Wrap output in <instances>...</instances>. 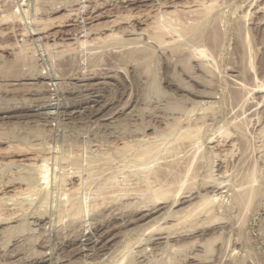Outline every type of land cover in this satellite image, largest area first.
<instances>
[{"label":"rangeland","instance_id":"374dc122","mask_svg":"<svg viewBox=\"0 0 264 264\" xmlns=\"http://www.w3.org/2000/svg\"><path fill=\"white\" fill-rule=\"evenodd\" d=\"M263 9L264 0H0V16L11 20L0 22V264H264ZM152 30L165 33L164 41ZM209 135L222 136L223 145L211 149ZM175 141L177 152L184 142L198 145L176 153L184 162L173 154ZM34 151L38 166L27 161ZM169 154L182 162L170 174H196L179 198L158 195L154 179L149 188L139 176L161 167L169 175ZM253 157L260 177L254 173L257 189L247 195L238 187ZM32 172L43 189L25 193L21 183ZM79 179L81 190L70 192ZM116 181L118 196L110 194ZM209 181L220 183L210 195L203 190ZM94 185L98 196L108 187L100 192L109 197L90 193Z\"/></svg>","mask_w":264,"mask_h":264},{"label":"bare ground","instance_id":"6f19581e","mask_svg":"<svg viewBox=\"0 0 264 264\" xmlns=\"http://www.w3.org/2000/svg\"><path fill=\"white\" fill-rule=\"evenodd\" d=\"M212 1H213V0H212ZM199 3H200V2H199ZM206 3H207V2H206ZM209 3H210V1H209ZM211 3H212V2H211ZM253 3H254V2H253ZM191 4H192V3H191ZM213 4H214V3H213ZM214 5H215V4H214ZM186 6H187V5H186ZM191 6H192V5H191ZM212 6H213V5H211V7H212ZM256 6H257V5H256ZM260 6H261V5H258V7H257L258 10H260V9H259ZM204 7H206V8L208 7L207 11H209V13H210L211 10H210L209 6H208L207 4H205ZM204 7H201L200 9L202 10V8H203L204 11H205V13H207V11L205 10L206 8H204ZM213 8H214V7H213ZM200 9H199V10H200ZM191 10H193V9H191ZM191 10H190V11H191ZM196 10L198 11V9H196ZM196 10L194 11L195 13H196ZM263 10H264V9H263ZM202 11H203V10H202ZM24 12H25V11H24ZM256 12H258V11H256ZM2 13H3V12H2ZM200 13H202V12L200 11ZM205 13L203 12L202 14H205ZM209 13H208V15H209ZM15 14H16V13H15ZM217 14H218V13H217ZM2 16H3V14H2ZM7 16H8V15H7ZM15 16H16V15H13V16H12V14H11V17L14 18ZM34 16H35V15H34ZM202 16H203V15H202ZM0 17H1V16H0ZM196 17H197V15H196ZM204 17H205V15H204ZM214 17H215V16H214ZM8 18H9V17H8ZM8 18L6 17V14H5V17H1V18H0V22H3V21H5V20L7 19L8 21H5V22H4V23H7V22H9V20H10V19H8ZM13 18H12V19H13ZM21 19H22V18H21ZM36 19H37V18H36ZM199 19H200V18H199ZM34 20H35V19H34ZM37 20H38V19H37ZM39 20L41 21V19H39ZM204 20H205V19H204ZM10 21H11V20H10ZM35 22H36V25H38V24H37V21H35ZM38 22H39V21H38ZM41 22H42V21H41ZM43 22H44V21H43ZM47 22H48V21H47ZM167 22H168V21H167ZM204 22H205V21H204ZM12 23H13V22H12ZM26 23H27V22H26ZM29 23H30V22H29ZM44 23H45V22H44ZM157 23H158V22H157ZM161 23H162V22H161ZM40 24H41V23L39 22V25H40ZM17 25H18V24H17ZM34 25H35V24H34ZM42 25H45V24H42ZM42 25H40L41 27H40V26H39V27L36 26V29H35V30H36V31H37V30H38V31H40V30H44L45 28H44ZM155 25H156V27H155L156 30H159L160 28H162V27H160L159 25L163 26L162 24H159V25L154 24V26H155ZM169 26H171V25H169ZM172 26H173V25H172ZM12 27H13V26H12ZM42 27H43L44 29H42ZM158 27H160V28H158ZM174 27H177V26H174ZM179 27H180V26H179ZM181 27H182V26H181ZM183 27H184V26H183ZM187 27H188V26H187ZM187 27H186V28H187ZM202 27H203V26H202ZM31 28H32V27H31ZM39 28H40V29H39ZM167 28H169V27H167ZM167 28H165V29L167 30ZM170 28H171V27H170ZM12 29H13V28H12ZM171 29H172V28H171ZM174 29H175V28H174ZM174 29H173V30H174ZM178 29H180V28H178ZM160 30H161V29H160ZM162 30L164 31L163 28H162ZM181 30H183V29H181ZM184 30H185V29H184ZM186 30H187V29H186ZM10 31H11V30H10ZM14 31H15V30H14ZM19 31H20V30H19ZM27 31H28V30H27ZM36 31H35V32H36ZM152 31H153V30H152ZM176 31H178V30H176ZM4 32H6V31H3V29H2V30L0 31V35H1V36L5 35L6 33H4ZM40 32H41V31H40ZM165 32L168 33L167 31H165ZM172 32H173V31H172ZM183 32H184V31H183ZM18 33H19V32H18ZM82 33H83V32H82ZM152 33H154V31H153ZM158 33H159V32H158ZM158 33H157V31H156L154 34H151V36H153V39H155V40L157 39V40L159 41V43H160V40L162 41V40L164 39V38H163L164 35L166 36V34L163 33V32L161 31V34H162V36H163V37H161L160 33H159V34H158ZM173 33H174V32H173ZM178 33H180V31H179ZM7 34H8V33H7ZM29 34H30V33H29ZM31 34H32V33H31ZM49 34H50V33H49ZM168 35H169V34H168ZM170 35H171V34H170ZM54 36H55V34H54ZM148 37H149V36H148ZM160 37H161V38H160ZM24 38H25V37H24ZM49 38H50V37H49ZM162 38H163V39H162ZM76 39H77V38H76ZM28 40H29V39H28ZM155 40H154V41H155ZM204 40H205V39H204ZM26 41H27V40H26ZM163 41H164V40H163ZM156 42H157V41H156ZM165 42H166V41H165ZM16 43H17V42H16ZM26 43H27V42H26ZM26 43H25V45L28 44V43H27V44H26ZM30 43H31V42H30ZM35 43H36V42H35ZM4 44H5V43H4ZM12 44H13V43H12ZM18 44H19V43H18ZM5 45H6V44H5ZM5 45H3V46L0 45V48L4 47ZM25 45H24V46H25ZM46 45H47V44H46ZM7 47H8V46H7ZM9 47H10V46H9ZM21 47H22V46H21ZM3 49H4V48H3ZM13 64H14V63H13ZM18 64H19V63H18ZM10 67H11V66H10ZM31 70H32V69H31ZM34 72H35V70H34ZM38 72H39V71H38ZM25 75H26V74H25ZM32 75H33V74H32ZM30 76H31V75H30ZM36 78H37V77H36ZM44 78H45V77H44ZM0 85H1V84H0ZM0 87H1V86H0ZM2 89H3V88H2ZM133 89H134V88H133ZM114 96H115V95H114ZM0 104H1V103H0ZM3 106H4V104H3ZM9 107H10V106H9ZM21 108H22V107H21ZM123 108H124V107H123ZM0 109H1V108H0ZM5 111H6V110H5ZM203 112H204V111H203ZM205 112H206V111H205ZM200 115H201V114H200ZM5 116H6V115H5ZM198 117H199V116H198ZM196 118H197V117H196ZM200 119H201V118H199L198 120H200ZM203 119H204V118H203ZM257 119H258V118H257ZM201 120H202V119H201ZM191 121H192V120H191ZM226 122H227V121H226ZM198 123H199V122H198ZM200 123H201V122H200ZM258 123H259V122H258ZM196 124H197V123H196ZM192 125H193V124H192ZM199 125H200V124H199ZM186 126H187V125H186ZM193 126H195V125H193ZM197 126H198V125H197ZM223 126H224V125H223ZM223 126H222V127H223ZM261 126H262V125H261ZM183 127H184V126H183ZM263 127H264V126H263ZM144 128H145V127H144ZM195 128L197 129V127H195ZM199 128H200V126L198 127V129H199ZM261 128H262V127H261ZM185 129H187V128H185ZM198 129H197V130H198ZM223 129H224V128H223ZM226 129H227V128H226ZM262 129H263V128H262ZM191 130H192V127H191ZM193 130H195V129H193ZM216 130H217V129H216ZM134 131H135V130H134ZM182 131H183V130H182ZM182 131H181V133H182ZM185 131H187V130H185ZM195 131H196V130H195ZM221 131H222V129L220 130V132H221ZM223 131H224V133L227 132V131L225 132V130H223ZM140 132H141V130H140ZM190 132H191V131H190ZM190 132L188 131L187 134L184 133V134H185L184 137H186V139H187V138L189 139V137H191V136H189ZM196 132H197V131H196ZM196 132H195V133H196ZM214 132H215V131H214ZM229 132H230V131H229ZM229 132H228V133H229ZM126 133H127V132H126ZM137 133H138V132H137ZM188 133H189V134H188ZM191 133L193 134L194 132H191ZM215 133H216V132H215ZM218 133H219V132H218ZM128 134H129V133H128ZM178 134H179V133H178ZM178 134H177V135H178ZM197 134H198V133H196L195 137H197V136L199 135V134H198V135H197ZM221 134H222V133H221ZM229 134H230V133H229ZM229 134H227V135H229ZM259 134H260V133H259ZM130 135H131V134H130ZM143 135H144V134H143ZM179 135H180V134H179ZM179 135L176 137L177 139H178ZM181 135H183V134H181ZM213 135H214V134H213ZM225 135H226V134H225ZM227 135H226V137H228ZM137 136H138V135H137ZM209 136H210V135H209ZM211 136H212V135H211ZM211 136H210V137H211ZM216 136H217V135H216ZM220 136H221V135H220ZM220 136H219V137H220ZM229 136H230V135H229ZM231 136H232V135H231ZM256 136H257V135H256ZM260 136H261V134H260ZM141 137H142V136H141ZM148 137H149V136H148ZM184 137L182 136V141L185 140ZM221 137H222V136H221ZM221 137H220V139H221ZM257 137H259V136H257ZM262 137H263V136H262ZM2 138H3V137H2ZM112 138H113V137H112ZM124 138H125V137H124ZM138 138H139V140L141 139L140 137H138ZM150 138H151V137H150ZM179 138H180V137H179ZM183 138H184V139H183ZM192 138H194V137L192 136ZM208 138H209V137H208ZM208 138H207V139H208ZM213 138H214L213 136H212V138H209V139H210V143H213V142H214V143H213L214 145L212 146L211 149H214V147L217 148V147L220 146V145L222 144V142H223V141L220 140L219 138H217V139H216V138L213 139ZM230 138H231V137H230ZM5 139H6V138H5ZM13 139H14V138H13ZM16 139H17V138H16ZM127 139H128V138H127ZM144 139H145L144 141H147L145 137H144ZM197 139H199V137H197ZM197 139H196V140H197ZM209 139H208V140H209ZM227 139H228V138H227ZM260 139H262V138H260ZM120 140H121V139H120ZM141 140H142V139H141ZM141 140H140V142H142ZM175 140H176V139H175ZM190 140L193 141L194 139H193V140L190 139ZM190 140H189V141H190ZM196 140H194L193 143H194V142H195V143H199V142H197V141H199V140H197V141H196ZM232 140H233V139H232ZM108 141H109V140H108ZM124 141H125V140H124ZM124 141H123V142H124ZM180 141H181V138H180ZM180 141H179V143H180ZM200 141H201V140H200ZM253 141H254V140H253ZM253 141H252V142H253ZM261 141H262V140H261ZM261 141H260V144H261ZM137 142H138V141H137ZM140 142H139V143H140ZM157 142H158V141H157ZM175 142H176V141H175ZM175 142H173V143H175ZM252 142H251V143H252ZM255 142H256V141H255ZM9 143H11V142H9ZM21 143H22V142H21ZM23 143H24V142H23ZM36 143H37V142H36ZM125 143H126V142H125ZM128 143H130V142H128ZM152 143H153V142H152ZM152 143L150 142V145H151ZM181 143L183 144V142H181ZM184 143L186 144V142H184ZM187 143H188V142H187ZM190 143H191V142H190ZM190 143H189L188 145H187V144H186V145L183 144V145H184V146H183L184 148H183V149L180 148L181 151L185 149V150L183 151V152H185L186 149H187L185 146L188 147V146L190 145ZM208 143H209V142H208ZM223 143H224V142H223ZM234 143H235V142H234ZM234 143L232 142V143H230V145H233ZM25 144H26V143H25ZM25 144H24V145H25ZM133 144H134V143H133ZM176 144H177V148H176V146H175V148H176L175 151L178 149V145H179L177 142H176ZM182 144H180V146H182ZM256 144H257V142H256ZM258 144H259V143H258ZM9 145H10V144H9ZM16 145H17V144H16ZM30 145H31V144H30ZM125 145H126V144H125ZM146 145H147V144H146ZM156 145H157V144H156ZM191 145H193V144L191 143ZM194 145H195V144H194ZM194 145H193V146H194ZM197 145H198V144H197ZM197 145H195L194 148H196ZM200 145H201V144H200ZM222 145H223V144H222ZM224 145H225V144H224ZM250 145H251V144H250ZM22 146H23V145H22ZM115 146H117V145H115ZM126 146H127V145H126ZM126 146H125V147H126ZM140 146H141V145H140ZM148 146H149V145H148ZM173 146H174V145H173ZM173 146H172V147H173ZM180 146H179V147H180ZM193 146H190V147H192L191 149H193ZM225 146H226V145H225ZM225 146H224V147H225ZM233 146H234V145H233ZM235 146H236V145H235ZM235 146H234V147H235ZM13 147H14V146H13ZM13 147H12V148H13ZM35 147H36V145L34 146V148H35ZM96 147H97V146H96ZM143 147H145V146H143ZM172 147H170V148H172ZM251 147H252V146H251ZM253 147H254V146H253ZM20 148H21V147H20ZM23 148H24V147H23ZM23 148H22V149H23ZM26 148H27V146H26ZM102 148H103V147H102ZM117 148H118V147H117ZM225 148H227V147H225ZM248 148H249V146H248ZM248 148H247V149H248ZM258 148H259V147H258ZM260 148H261V147H260ZM262 148H263V147H262ZM10 149H11V148H10ZM15 149H16V148H15ZM18 149H19V148H18ZM28 149H29V148H28ZM71 149H72V148H71ZM93 149H94V148H93ZM118 149H119V148H118ZM148 149H149V148H148ZM167 149H168V148H167ZM222 149H223V148H222ZM256 149H257V148H256ZM13 150H14V149H13ZM31 150H33V149H31ZM34 150H35V149H34ZM38 150H39V149H38ZM42 150H43V149H42ZM42 150L40 149V152H41V153H42ZM120 150H121V149H120ZM154 150H155V148H154ZM168 150H169V149H168ZM168 150H167V151H168ZM173 150H174V147H173ZM187 150H188V149H187ZM189 150H190V149H189ZM189 150H188V151H189ZM238 150H239V149H238ZM259 150H261V149H259ZM66 151H67V150H66ZM74 151H75V150H74ZM92 151H93V150H92ZM100 151H101V150H100ZM102 151H104V150H102ZM106 151H107V150H106ZM116 151H117V149H116ZM135 151H136V150H135ZM170 151H172V150H170ZM175 151H174V152H175ZM181 151L178 150V152H181ZM192 151H194V150H192ZM192 151H189V152H192ZM251 151H252V150H251ZM253 151H254V150H253ZM31 152H33V151H31ZM31 152H30V153H31ZM37 152H38V151H37ZM70 152H71V151H70ZM172 152H173V151H172ZM172 152H171V154H172ZM174 152H173L174 156H176V155H178V154H182V153H178L177 151H176L175 153H174ZM189 152H186V154L189 153ZM215 152H217V151H215ZM215 152H213V153H215ZM225 152H226V151H225ZM248 152H249V151H248ZM257 152H258V151H257ZM3 153H4V152H3ZM34 153H35V151H34ZM168 153H169V151H168ZM176 153H178V154H176ZM223 153H224V152H222V154H223ZM226 153H227V152H226ZM35 154H36V153H35ZM38 154H40V153L38 152ZM38 154H36V155L31 154L30 158H29L27 161H29V163L31 162V163H34V164H35L36 162H32L31 160L36 161L35 158H36V156H37ZM43 154H45V152H44ZM67 154H68V153H67ZM122 154H123V153H122ZM136 154H137V152H136ZM136 154H135V152H134V157H135V158H136ZM147 154L149 155V153H148L147 150H145V151H141V152L139 151V154H137V157L142 159V158L145 157ZM151 154H152V153H151ZM158 154H159V153H158ZM165 154H167V152H165ZM171 154H169V157H170ZM173 154H172V155H173ZM175 154H176V155H175ZM189 154H190V153H189ZM216 154H217V153H216ZM251 154H252V153H251ZM262 154H263V153H262ZM46 155H48V154H46ZM55 155H56V154H55ZM55 155H54V156H55ZM132 155H133V154H132ZM132 155H131V156H132ZM224 155H225V154H224ZM224 155H223V157H224ZM247 155L249 156V154H247ZM252 155H253V154H252ZM258 155H259V154H258ZM39 156H40V155H39ZM39 156H37V157H39ZM41 156H42L43 158H41L40 161H45V160H46V159H44L45 156H43L42 154H41ZM50 156H51V155H50ZM62 156H63V155H62ZM72 156H73V155H72ZM79 156H81V155H79ZM163 156H164V155H163ZM180 156H181V157H183V156L185 157L184 153H183V155H180ZM190 156H191V155H190ZM190 156H189V157H190ZM215 156H216V155H215ZM217 156H219V153H218ZM217 156H216V157H217ZM227 156H228V155H227ZM253 156H254V155H253ZM55 157H57V156H55ZM83 157H84V156H81L82 159H83ZM147 157H148V156H147ZM164 157H165V156H164ZM167 157H168V156H167ZM178 157H179V155H178ZM181 157H179V158H181ZM184 157H183V158H184ZM249 157H250V156H249ZM39 158H40V157H39ZM61 158H66V157H61ZM71 158H72V157H71ZM79 158H80V157H79ZM79 158H78V159H79ZM135 158H134V159H135ZM154 158H155V157H154ZM162 158H163V157H161V159H162ZM165 158H166V157H165ZM186 158H187V155H186ZM225 158H226V157H225ZM37 159H38V158H37ZM42 159H43V160H42ZM54 159H55V158H54ZM75 159H76V158H75ZM85 159H86V158H85ZM128 159L131 160V158H128ZM143 159H144V158H143ZM167 159H168V158H167ZM170 159H171V160H170ZM170 159H168V162H166V160H165V162L168 164L167 167H170V168H171V169L169 170V175H170V176L168 175V172H166L165 169L163 170V167H161V169H159L160 171L157 170V171H153V172H151V170L148 169V170H149V175H150V172H151V175L153 176V178H152V176H150V177H151V178H150L149 175H146V174H148V172H147L148 170L145 168V165H144V167H140V168H142V169L144 168L142 171H144V170L146 169V170H147V171H146L147 173H144L145 171H144L143 173H142V171H139V172H140L139 174L142 173V175H144V176H141V175H139V174H136V176L139 175L140 178L142 177V179H143V178H146V179L143 180V182H142V181H141V182L144 183L143 185H145V183H147V184L150 183V184L148 185L149 188L151 187V182H149L150 179H151V181H153V179H154V182H155V183L157 184V186H158V188H157V186H156V188H157V190H158V191L156 190V192L158 193V195H159V194H160V195H161V194L163 195V194H167V193L171 192V193H172V196H175V195H176V197H178V196H177V195H178L177 193L180 192V190L182 191V189H185V191H186V188H187V187H186V188L183 187L184 184L186 183V180H188L189 177H191V178L194 177L196 174L191 175V174H193L195 171H192V173L190 172L191 174H189V175H191V176L188 175L189 177H188L187 179H186L185 177L182 178V176H181V175H182V174H181L182 171H181V170H176V171H175L176 173L173 172V173H174V174H173V173L171 172L172 174H170V171H171L172 169H174L173 166L176 165L175 162H180V163H182L178 158H176V159L179 160V161H174L175 158H172V157H170ZM181 159H182V158H181ZM219 159H220V158H219ZM248 159H250V158H248ZM261 159H262V158H261ZM47 160H49V159H47ZM151 160H152V159H151ZM169 160H170V161H169ZM182 160H183V159H182ZM215 160H216V158H215ZM222 160H223V159H222ZM251 160H252V159H251ZM38 161H39V160H38ZM55 161H56V160H55ZM58 161H59V160H58ZM60 161H62V160L60 159ZM66 161H68V160H66ZM77 161H78V160H76V162H77ZM85 161H86V160H85ZM85 161H84V163H85ZM135 161H136V160H135ZM148 161H149V160H148ZM155 161H156V163H157V160H155ZM183 161L185 162V159H184ZM247 161H248V160H247ZM253 161H254V157H253ZM253 161L250 162V163H253L252 166H254V165H258L257 162H256V164H255V161H254V162H253ZM45 162H47V161H45ZM49 162H50V161H49ZM74 162H75V161H74ZM125 162H126V161H125ZM125 162H124V163H125ZM165 162H164V163H165ZM186 162H187V161H186ZM259 162H260V161H259ZM259 162H258V163H259ZM37 163H38V162H37ZM39 163H41V162H39ZM43 163H44V162H43ZM63 163H64V162H63ZM80 163H82V162L80 161ZM127 163H128V162H127ZM131 163H132V162H131ZM153 163H154V162H153ZM153 163H151V164H153ZM164 163L161 164V166L163 165V166L165 167L166 164H164ZM173 163H174V164H173ZM180 163H179V164H180ZM248 163H249V162H248ZM263 163H264V162H263ZM73 164H74V163H73ZM82 164H83V163H82ZM125 164H126V163H125ZM125 164H124V165H125ZM145 164H146V163H145ZM151 164H150V166H151ZM177 164H178V163H177ZM179 164H178V165H179ZM209 164H210V163H209ZM220 164H221V163H220ZM29 165H30V164H29ZM31 165L33 166V164H31ZM35 165L38 166V164H35ZM64 165H65V164H64ZM147 165H148V164H147ZM172 165H173V166H172ZM247 165H248V164H247ZM250 165H251V164H250ZM73 166L75 167V166H77V165H73ZM78 166H79V163H78ZM127 166H128V165H127ZM137 166H138V165H137ZM140 166H141V165H140ZM180 166H181V164H180ZM180 166H179V167H180ZM252 166H251V168L249 169L250 171L248 170L249 167L247 168V172H246V174H247V175H246L247 183H241V184L239 183V187H238V188H240V189L243 188L244 193H246V191H247V195H248V194L251 195V194H252L251 192H252L253 190H254V192H255V190L257 189L256 187H255L256 189H254V183H253V182H255V181L258 179L257 177H258L259 175L256 174V171H257L256 168H255L256 166H254V167H252ZM61 167H62V166H61ZM65 167H66V166H65ZM100 167H102V166H100ZM109 167H111V168L108 169V167H107V168H105V170L108 169V170L113 171V170H112V167H113V166H109ZM138 167H139V166H138ZM147 167H148V166H147ZM172 167H173V168H172ZM175 167H177V165H176ZM179 167H178V169H179ZM190 167H191V166H190ZM194 167H195V166H194ZM215 167H216V166H215ZM218 167H219V166H218ZM258 167H259V166H258ZM114 168H115V167H113V169H114ZM126 168H127V167H126ZM126 168H125V169H126ZM131 168H132V167H131ZM131 168H129V169H131ZM140 168H139V169H140ZM151 168H152V167H151ZM158 168H159V167H158ZM254 168H255V171H253ZM98 169H99V171H101L100 168H98ZM101 169H102V168H101ZM127 169H128V168H127ZM129 169H128V170H129ZM135 169H136V167L134 168V170H135ZM137 169H138V168H137ZM166 169H167V168H166ZM168 169H169V168H168ZM251 169H252V170H251ZM34 170H35V169H34ZM38 170H39V169H38ZM95 170H96V171H94V172H97V169H95ZM115 170H116V169H115ZM128 170H127V171H128ZM134 170H133V171H134ZM161 170H163V171H161ZM193 170H195V169H193ZM197 170H198V169H197ZM213 170H214V169H212V171H213ZM258 170H259V169H258ZM30 171H31V170H30ZM71 171H72V170H71ZM99 171H98V172H99ZM103 171H104V170H103ZM106 171H107V170H106ZM111 171H110V172H111ZM119 171H120V170H119ZM164 171H165V172H164ZM167 171H168V170H167ZM173 171H174V170H173ZM208 171H209V170H208ZM210 171H211V170H210ZM248 171H249V172H248ZM28 172H29V171H28ZM28 172H27V173H28ZM35 172H36V171H35ZM39 172H40V171H39ZM89 172H90V171H89ZM114 172H115V171H114ZM114 172H111V173L114 174ZM121 172H122V170H121ZM121 172H120V173H121ZM183 172H184V171H183ZM187 172H189V170H188ZM187 172H185V173L187 174ZM199 172H200V171H199ZM225 172H227V171L225 170ZM29 173H30V172H29ZM32 173H33V172H32ZM37 173H38V172H37ZM37 173H36V174H37ZM46 173H47V171H46ZM46 173H45V171H43L41 174L38 173V174L42 175L41 178L43 179V183H45V182H44V181H45L44 179H46ZM74 173H75V172H74ZM79 173H80V172H76V174H79ZM91 173H92V172H91ZM101 173H102V171H101ZM107 173H108V172H107ZM111 173H110V175H111ZM128 173H129V172H128ZM211 173H212V172H211ZM254 173H255V175H257L256 177L254 176ZM257 173H258V171H257ZM23 174H24V173H23ZM30 174H31V173H30ZM81 174H82V173H80V175H78V177H80ZM103 174H105V172H103ZM115 174H116V173H115ZM123 174H124V173H123ZM123 174L121 173V175H123ZM223 174H226V173L223 172ZM33 175H34V176L29 175L30 177H29V176L27 177V176H25V175H24V176L27 177V178L29 179V178H31V177H35V173H33ZM64 175H65V174H64ZM92 175H94V174H92ZM101 175H102V174H101ZM106 175H107V174H105V176H106ZM125 175H127V174L125 173V174H124V177H125ZM132 175H133V173H132ZM171 175H172V177H171ZM208 175H209V173H208ZM22 176H23V175H22ZM67 176H68V175H67ZM89 176H90V175H89ZM94 176H95V175H94ZM96 176H97V178H98V174H97ZM102 176H103V175H102ZM105 176H104V177H105ZM108 176H109V174H108ZM129 176H131V175H129ZM139 176H138V177H139ZM173 176L176 177V178L172 180V178H174ZM217 176H218V175H217ZM261 176H262V175H261ZM36 177H37V176H36ZM36 177H35V178H36ZM39 177H40V176H39ZM39 177H38V178H39ZM65 177H66V176H65ZM68 177H69V176H68ZM83 177H87V173H86V176H83ZM99 177H101L100 174H99ZM104 177H101V178L103 179ZM115 177H116V176H115ZM124 177H123V178H124ZM138 177H137V178H138ZM147 177H148V178H147ZM169 177H171V178H169ZM254 177L256 178V180H254ZM259 177H260V176H259ZM27 178H26V179H27ZM62 178H63V177H62ZM90 178H91V177H90ZM93 178H94V177H93ZM93 178H92V179H93ZM101 178H100V179H101ZM107 178H108V177H107ZM109 178H110V177H109ZM112 178H113V175H112ZM126 178H127V177H126ZM126 178H124V179H126ZM131 178H132V177H131ZM140 178H138V179H140ZM168 178H169L170 180H168ZM191 178H189V180H190ZM220 178H221V177H220ZM13 179H14V178H13ZM86 179H87V178H85V180H86ZM98 179H99V178H98ZM100 179H99V181H100ZM118 179H120V178L118 177L117 180H118ZM147 179H149V181H148ZM192 179H193V178H192ZM192 179H191V180H192ZM7 180H8V179H7ZM20 180H21V179H20ZM23 180H24V179H23ZM33 180H34V179H33ZM33 180H32V178H31V182H29V181L25 182V181H24V182L21 183V184H23V185L26 186V187H24V190L26 189V190L24 191L25 193H26V192H32V191H35L36 189L39 190V187H40V185H41L42 183H41V182H38V183H37V181H35V180H34V182H33ZM37 180H38V179H37ZM64 180H65V179H64ZM85 180L82 179V182H81L82 185H81V183H80V179H79V180H78L79 183L77 182V185L75 184V186H70V187H69L70 192H72V191H74V190H77V189L80 187L79 185H81L80 188H82ZM94 180H96V179H94ZM122 180H123V179H122ZM136 180H137V179H136ZM140 180H141V179H140ZM145 180L148 181V182H146ZM167 180L170 181V182H168ZM189 180L187 181V183H188V182L190 183ZM3 181H4V180H3ZM21 181H22V180H21ZM21 181H20V182H21ZM91 181H93V180H91ZM101 181H102V180H101ZM106 181H108V180H106ZM110 181H112V180L110 179ZM119 181H120V180H119ZM119 181H118V182H119ZM126 181H127V180H126ZM126 181H125V182H126ZM128 181H129V179H128ZM166 181H167V182H166ZM217 181H219V179H217ZM217 181H216V183H217ZM257 181H258V180H257ZM257 181H256V183H257ZM12 182H13V181H12ZM20 182H19V183H20ZM62 182H63V181H62ZM64 182H65V181H64ZM94 182H95V183H99V182H96V181H94ZM103 182H104V181H103ZM108 182H109V181H108ZM123 182H124V181H123ZM123 182H122V183H123ZM135 182H137V181H135ZM154 182H152V186L156 185V184L153 185ZM209 182H210V181H209ZM0 183H1V182H0ZM2 183H3V182H2ZM8 183H9V182H8ZM39 183H40V185H39ZM65 183H66V182H65ZM72 183H73V182H72ZM74 183H75V182H74ZM90 183H91V182H90ZM92 183H93V182H92ZM101 183H102V182H101ZM101 183H99V186L101 185ZM104 183H105V182H104ZM104 183H103V184H104ZM113 183H114V181H113ZM113 183H111V184L109 183V184H110L111 186H113ZM131 183H132V181H131ZM133 183H134V182H133ZM189 183H188V185H189ZM213 183H215V182L213 181ZM216 183H215V184H211V182H210V185H209V186L206 185V186L203 187L204 184H207V183H204V184L202 185L204 192L208 193V191H209L208 188H211V189H212V192H213V190H215L216 187L218 188V186H216ZM218 183H219V182H218ZM218 183H217V185H218ZM85 184H86V183H85ZM88 184H89V183H88ZM114 184H115V183H114ZM116 184H117V181H116ZM128 184H129V183H128ZM137 184H138V182H137ZM140 184H141V183H140ZM140 184H139V185H140ZM172 184H173V185H172ZM219 184H220V183H219ZM15 185H16V184H15ZM63 185H64V184H63ZM72 185H73V184H72ZM86 185H87V184H86ZM90 185H91V184H90ZM95 185H96V184H95ZM95 185H94V187H92L93 185H92L91 187L94 189V188H96ZM107 185H108V184H106V186H107ZM123 185L125 186V183H124ZM130 185H131V184H130ZM132 185H134V184H132ZM132 185H131V186H132ZM143 185H142V186H143ZM256 185H257V184H256ZM87 186H88V185H87ZM87 186H86V187H87ZM106 186H105V187H106ZM108 186H109V185H108ZM115 186H116V185H114V187H115ZM120 186H122V184L119 185V188H121ZM135 186H136V185H135ZM135 186H134V187H135ZM140 186H141V185H140ZM145 186H146V185H145ZM148 186H147V188H148ZM171 186H172V187H171ZM175 186H176V187H175ZM177 186H178V187H177ZM185 186H187V185H185ZM190 186H191V185H190ZM220 186H222V184H221ZM1 187H2V186H1ZM22 187H23V186H22ZM59 187H61V186H59ZM63 187H64V186H63ZM86 187H85V188H86ZM103 187H104V186H103ZM103 187H102V188H103ZM109 187H110V186H109ZM114 187H112V188L110 187V188H111V189H110V194L113 195V194L115 193V196H118V194H120V191L118 190V189H119V188H118V184H117V190H118V191H116V187H115V188H114ZM125 187H127V186H125ZM128 187H129V186H128ZM128 187H127V188H128ZM136 187H138V186H136ZM154 187H155V186H154ZM173 187H174V188H173ZM191 187H192V186H191ZM191 187H188L187 190H188V191H189V190H192L195 186H194L192 189H189V188H191ZM196 187H197V186H196ZM196 187H195V188H196ZM4 188H5V186H4ZM41 188H42V186L40 187V189H41ZM80 188H79V189H80ZM88 188H89V186H88ZM92 188H90V190H92ZM107 188H108V187H107ZM107 188H105V189H107ZM156 188H152V189L154 190V189H156ZM238 188H237V189H238ZM16 189H17V188H16ZM20 189L23 190V188H21V186H20ZM42 189H43V188H42ZM58 189H59V188H58ZM79 189H78V190H79ZM97 189H98V191H99V187H97ZM97 189H96V191H97ZM105 189H104V191H105ZM112 189H113V192L111 191ZM114 189H115V192H114ZM174 189H175V190H174ZM207 189H208V190H207ZM240 189H239V190H240ZM6 190H7V189H6ZM6 190H5V191H6ZM48 190H49V189H48ZM48 190H46V191H48ZM56 190H57V189H56ZM60 190H61V189H60ZM63 190H65V189H63ZM63 190H62V191H63ZM80 190H81V189H80ZM80 190H79V191H80ZM82 190H83V189H82ZM87 190H88V189H87ZM108 190H109V189H108ZM122 190H125V188H124V189L122 188ZM122 190H121V191H122ZM127 190H130L129 193L132 192L131 189H127ZM199 190H200V189H199ZM199 190H198V192H199ZM239 190H238V191H239ZM241 190H242V189H241ZM241 190H240L239 192H242V193H243V190H242V191H241ZM18 191H19V193H20V190H18ZM68 191H69V190H68ZM100 191H101V190H100ZM100 191L98 192V194L100 193V194H99L100 196L97 195V192H95V189L92 190L90 193L95 192V194H96L98 197H101V192L104 193V191H103V190H102L101 192H100ZM154 191H155V190H154ZM188 191H187V192H188ZM14 192H15V190H14ZM63 192H65V191H63ZM76 192H78V191H76ZM82 192H83V191H82ZM116 192H119V193L117 194ZM127 192H128V191H127ZM127 192H126V193H127ZM135 192H136V191H134V193H135ZM156 192H155V193H156ZM159 192H160V193H159ZM174 192H175L176 194H175ZM187 192H186V194H190V192H189V193H187ZM254 192H253V193H254ZM21 193H22V191H21ZM33 193H35V192H33ZM36 193H37V191H36ZM84 193H86V192H84ZM121 193H122V192H121ZM124 193H125V192H124ZM124 193H122V194H124ZM126 193H125V194H126ZM132 193H133V192H132ZM132 193H131V194H132ZM182 193H183V191H182ZM191 193H192V192H191ZM196 193H197V192H196ZM23 194H24V193H23ZM29 194H30V193H29ZM68 194H69V193H68ZM71 194L73 195L74 193H71ZM77 194H78V193H77ZM79 194H80V193H79ZM81 194H83V193H81ZM95 194H94V195H95ZM116 194H117V195H116ZM136 194H137V193H136ZM173 194H175V195H173ZM180 194H181V193H180ZM193 194H194V192L192 193V195H193ZM208 194H209V193H208ZM90 195H92V194H90ZM96 195L94 196L95 198L97 197ZM107 195H108V193L105 192V195L102 194V197H101V198L103 199V196H104V198H105V196H107ZM111 195H110V196H111ZM127 195H129V194H127ZM127 195H126V196H127ZM156 195H157V194H156ZM169 195H171V194L169 193ZM182 195H184V193H183ZM209 195H210V194H209ZM211 195H212V194H211ZM3 196H4V195H3ZM73 196H75V195H73ZM87 196H89V195H87ZM120 196H121V195H120ZM122 196H124V195H122ZM126 196H125V197H126ZM167 196H168V195H167ZM190 196H191V195H190ZM190 196H188L187 198H189ZM203 196H204V197H203ZM69 197H70V195H69ZM85 197H86V196H85ZM98 197H97V198H98ZM108 197H109V195H108ZM170 197H171V196H170ZM170 197L168 196V198H170ZM183 197H184V196H183ZM205 197H206V194L202 195V198H205ZM209 197H210V199H211V196H209ZM209 197L207 196V198H209ZM156 198H157V197H156ZM158 198H160V197H158ZM164 198H165V197H164ZM168 198H167V199L165 198V199L168 200ZM171 198H172V197H171ZM174 198H175V197H174ZM174 198H173V199H174ZM178 198H179V197H178ZM193 198H194V197H193ZM213 198H214V197H213ZM1 199H2V198H1ZM79 199H80V198H79ZM84 199H85V198H84ZM99 199H100V198H99ZM106 199H107V198H106ZM109 199H110V198H109ZM109 199H108V200H109ZM165 199H163V201H164ZM176 199H177V198H176ZM183 199H184V198H183ZM183 199H181V201H182ZM185 199H186V198H185ZM185 199H184V200H185ZM214 199H215V198H214ZM216 199H217V198H216ZM8 200H9V199H8ZM69 200H70V198H69ZM71 200H72V197H71ZM71 200H70V201H71ZM73 200H74V197H73ZM75 200H76V199H75ZM77 200H78V199H77ZM77 200H76V201H77ZM85 200H86V199H85ZM85 200H84V201H85ZM88 200H89V199H88ZM90 200H92L91 197H90ZM186 200H187V199H186ZM188 200H189V199H188ZM202 200H203V199H202ZM204 200H206V199H204ZM208 200H209V199H208ZM70 201H67V202H70ZM82 201H83V198H82ZM94 201H95V200H94ZM100 201H101V199H100ZM102 201L105 202V199L102 200ZM157 201H158V200H157ZM159 201H160V200H159ZM161 201H162V200H161ZM171 201H172V200H171ZM173 201H174V200H173ZM173 201H172V202H173ZM175 201H176V200H175ZM175 201H174V204H175ZM214 201H215V200H214ZM95 202H96V201H95ZM167 202H168V201H167ZM176 202L179 203L178 200H177ZM182 202H183V201H182ZM186 202H187V201H186ZM199 202L201 203V200H200ZM203 202H206V201H203ZM209 202H211V200H209ZM212 202H213V201H212ZM212 202H211L210 204L213 205ZM72 203H73V202L71 201V204H72ZM84 203H85V202H84ZM92 203H93V202H92ZM92 203H91V204H92ZM96 203H97V202H96ZM99 203H100V202H99ZM180 203H181V202H180ZM184 203H185V201H184ZM187 203H188V202H187ZM197 203H198V201H197ZM197 203H196V204H197ZM206 203H208V201H207ZM206 203H205V204H206ZM3 204H4V203H3ZM68 204H69V203H68ZM71 204H70V205H71ZM75 204H76V203H75ZM75 204H74V206L76 207ZM78 204H79V203H78ZM87 204H89V202H88ZM87 204H86V205H87ZM97 204H98V203H97ZM100 204H101V203H100ZM181 204H182V203H181ZM86 205H85V206H86ZM172 205H173V203H172ZM19 206H20V205H19ZM77 206H78V205H77ZM81 206H83V205H81ZM85 206H83V207L85 208ZM91 206H92V205H91ZM94 206H96V205L94 204ZM193 206H197V205H193ZM200 206H202V204H200ZM200 206H198L200 209H199V208H196V207H194V208H195L196 210H198V211L201 212V210H203V209H202L203 206H202V207H200ZM206 206H207V205H206ZM13 207H14V206H13ZM62 207H63V206H62ZM86 207H87V206H86ZM11 208H12V207H11ZM19 208H20V207H19ZM19 208H18V209H19ZM21 208H22V207H21ZM25 208H26V207H25ZM25 208H23V209H25ZM77 208H78V209H77V213H78V212H80V211H78V210H79V209L81 210V208H80L79 206H78ZM87 208H88V207H87ZM87 208H86V209H87ZM186 208H187V206H186ZM188 208H189V207H188ZM192 208H193V207H192ZM194 208H193V209H194ZM208 208H209V207H208ZM212 208H213V207H212ZM16 209H17V208H16ZM23 209H22V210H23ZM63 209H64V208H62V210H63ZM66 209H67V208H66ZM25 210H26V209H25ZM70 210H71V209H70V206H69V211H70ZM181 210L183 211V209H181ZM189 210H190V209H189ZM189 210H188V211H189ZM11 211H12V210H11ZM17 211H18V210H17ZM19 211H20V210H19ZM23 211H24V210H23ZM75 211H76V210H75ZM75 211H74V212H75ZM82 211H83V210H82ZM82 211H81V212H82ZM84 211H85V210H84ZM179 211H180V210H179ZM190 211H191V210H190ZM194 211H195V210H194ZM198 211H196V212H198ZM12 212H13V211H12ZM59 212H60V211H59ZM184 212H186V211L184 210ZM196 212H194V213H196ZM202 212H203V211H202ZM207 212H208V210H206V214H207ZM14 213H15V211H14ZM14 213H13V214H14ZM16 213H18V212H16ZM77 213H75L76 216L79 215V213H78V215H77ZM190 213L193 214V211L189 212V217H194L195 214H194L193 216H191ZM61 214H62V213H61ZM63 214H64V212H63ZM66 214H69V213L67 212ZM197 214H198V213H197ZM197 214H196V216H198ZM204 214H205V213H204ZM6 215H7V214H6ZM10 215H12V214H10ZM174 215H175V214H174ZM183 215H184V214H183ZM185 215H186V214H185ZM187 215H188V213H187ZM187 215H186V216H187ZM1 216H2V215H1ZM1 216H0V218H1ZM12 216H13V215H12ZM66 216H67V215H66ZM71 216H72V215L70 214V218H71ZM73 216H74V215H73ZM200 216H201V215H200ZM10 217H11V216H10ZM60 217H61V215H60ZM60 217H59V219H60ZM183 217H185V216H182L181 218H183ZM7 218H8V217H7ZM7 218H5V219H7ZM178 218H179V216H178ZM187 218H188V217H187ZM61 219H62V218H61ZM7 220H8V219H7ZM7 220H6V221H7ZM184 220H185V218H184ZM184 220H183V221L181 220V222H184ZM57 221H58V217H57ZM60 221H61V220H60ZM177 221L180 223V220H179V219H178ZM186 221H187V220H186ZM58 222H59V221H58ZM179 223H178V224H179ZM181 224H182V223H181Z\"/></svg>","mask_w":264,"mask_h":264}]
</instances>
